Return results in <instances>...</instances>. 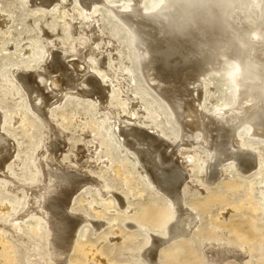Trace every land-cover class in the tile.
I'll list each match as a JSON object with an SVG mask.
<instances>
[{
    "label": "rangeland",
    "instance_id": "1",
    "mask_svg": "<svg viewBox=\"0 0 264 264\" xmlns=\"http://www.w3.org/2000/svg\"><path fill=\"white\" fill-rule=\"evenodd\" d=\"M71 1L63 0V5L47 11L32 6L30 0H0V132L7 137L13 158L5 173L0 171V264H35L36 257L42 264H58L50 250L53 232L50 236L45 222L34 217L27 218V225L20 222L49 166L48 170L69 167L105 184L103 189L89 186L74 198L73 215L105 225L96 229L92 223L83 224L66 264H144L143 249L153 236H165L173 210L170 200L151 186L140 164L114 138L111 120L132 117L140 126L158 125L162 137L172 142L180 139V126L167 103L145 81L129 28L112 9L96 5L91 11L102 12L100 26L89 22L97 25V32H91L88 21L83 23L86 16L78 13L85 14L79 0ZM103 1L106 5L121 3L126 10L135 4V0ZM160 1L142 0V8L155 10ZM68 3L71 13L65 8ZM49 48L60 52L79 82L96 76L110 90L107 93L104 87L110 95L108 104L103 102L108 109H100V100L97 106L89 97L69 94L51 107L49 123L32 111L17 75L45 67L50 60ZM87 54L86 62L81 63ZM237 68L234 61L227 60L201 83L190 86L191 91L194 86V98L200 96L202 106H207V113L234 106L237 85L233 75ZM59 75L50 74L53 81ZM51 78L45 81L47 92L54 90ZM195 130L192 148L179 149H191L187 153L190 157L181 161L190 179L182 194L183 202L196 213L197 223L190 235L159 249L160 264H264V138L252 136L248 125L238 131L242 143L257 154L258 166L252 172H244L230 159L214 177L206 173L202 177L201 167L211 156L201 142L199 129ZM53 138L61 141L54 153L49 148ZM17 221L22 232L14 230Z\"/></svg>",
    "mask_w": 264,
    "mask_h": 264
},
{
    "label": "bare ground",
    "instance_id": "2",
    "mask_svg": "<svg viewBox=\"0 0 264 264\" xmlns=\"http://www.w3.org/2000/svg\"><path fill=\"white\" fill-rule=\"evenodd\" d=\"M30 1L32 6L47 11H53L55 7L63 5V0ZM78 3L85 14L76 10L80 16H86L83 23L88 21L87 27L91 32L96 33L97 25L100 26L99 16L102 12L91 11L96 5L110 11L112 9L122 24L129 28L135 37L141 72L145 81L167 103L180 126V135L177 137L180 139L177 142L168 141L162 137L158 132V125L156 127L155 125L140 126L138 119L132 117L128 120H124L123 117H113L110 126L114 138L134 157L135 162L140 164L151 186L170 200L173 220L167 227L165 236L160 238L151 235L153 239L142 251L144 264H160L159 249L171 241L190 235L197 223L196 213L183 202L182 194L184 184L190 179L181 161L183 158L190 157L187 153L191 149L180 151L182 146L192 148L196 140L195 129H199L202 134L201 142L209 149L211 156L201 167L202 177L205 173L214 177L223 163L230 159L246 173L252 172L258 166L255 150L247 148L242 143L238 131L241 127L248 125L252 136L264 138V0H161L157 8L152 11L143 10L142 0H135L130 10L123 8L121 3L118 5V2H110L106 5L103 0H79ZM66 5L64 6L66 11L71 13L70 3ZM92 21H96L97 25L89 24ZM98 40L100 38L95 42L97 43ZM50 49L48 51L50 60L40 71L17 75L19 84L21 83V87L29 95L32 111L49 123L51 107L60 103L69 94L89 97L95 101L93 105L97 106L99 105L96 101L100 100V109H108L103 102L108 104L110 95L107 93L110 90L104 86L107 89L106 93L96 76L86 75L88 78L86 80L83 78L85 80L83 83L79 82V79L72 76L74 74H71L70 69L64 64L60 52ZM90 53L93 52L90 51ZM86 57L88 54L81 57V63L86 62ZM114 59L112 57V60ZM227 60L234 61L238 66L233 75V81L237 85L235 104L233 107L221 108L209 114L205 109L207 106H202L200 96L198 99H195L196 94L193 96L194 86L191 91V85L201 83L209 72L219 70ZM54 72H59L60 75L53 81L50 74ZM49 77L54 82L53 92H47L44 89L45 81L50 79ZM80 78L82 80V77ZM138 106L135 107L138 108ZM60 142L59 138H53L49 143L52 153L59 149ZM92 149L94 148L90 150ZM63 157L62 155L61 158ZM12 159L7 137L0 132V171L5 173ZM260 159L262 160L263 157L261 156ZM60 161L62 160H59L58 164ZM59 167L44 171L43 185L33 196L34 199L31 200V205L24 217L20 216V222L24 223L27 218L32 217L42 219L49 235L53 232L52 239L49 241L52 244L50 248L52 254L55 255L58 264H66L69 253L76 246L81 226L92 223L96 229L97 227L102 229L105 225L103 222H92L82 218L83 216L73 215L71 207L74 198L89 186L103 189L105 184L86 177L87 175L83 176L79 171L76 173L69 167ZM129 176L132 177L131 174ZM22 190L25 191V189ZM115 196L118 203L123 206L121 198L117 194ZM20 222L17 221L14 226L15 231L22 232ZM25 224L27 225V222ZM34 261L35 264H42L37 257Z\"/></svg>",
    "mask_w": 264,
    "mask_h": 264
}]
</instances>
